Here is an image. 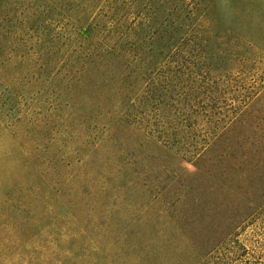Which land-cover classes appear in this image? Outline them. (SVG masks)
Here are the masks:
<instances>
[{
	"label": "rangeland",
	"instance_id": "rangeland-1",
	"mask_svg": "<svg viewBox=\"0 0 264 264\" xmlns=\"http://www.w3.org/2000/svg\"><path fill=\"white\" fill-rule=\"evenodd\" d=\"M213 1L223 27L253 46L247 70L262 88L194 160L159 154L149 141L139 156L145 121L126 134L129 154L120 158L105 129L79 126L90 119L65 107L69 99L51 109L48 91L35 92L22 76L13 81L12 68L0 66V264H194L202 257L264 264V0ZM103 3L82 29L93 26ZM123 161L129 167L120 176H106ZM132 164L148 175L146 190L130 182ZM95 168L106 178L97 179ZM161 210L207 217L171 222L156 217ZM253 211L261 213L255 226L235 232L229 229L241 220L225 228L209 220ZM225 233L233 234L222 241Z\"/></svg>",
	"mask_w": 264,
	"mask_h": 264
},
{
	"label": "trees",
	"instance_id": "trees-1",
	"mask_svg": "<svg viewBox=\"0 0 264 264\" xmlns=\"http://www.w3.org/2000/svg\"><path fill=\"white\" fill-rule=\"evenodd\" d=\"M129 1L109 5L107 0H0V66L12 68L13 81L22 76L35 92L48 91L54 99L51 109L69 99L65 107L90 119L89 124L79 121V126L105 129L110 148L120 158L129 154L126 134L139 132L138 125L145 121L149 132L139 136V156L149 141L159 154L194 160L260 92L262 86L253 81L246 65L253 46L223 27L214 15L213 0ZM101 3L102 14L93 18L92 27L82 29ZM125 163L106 176H120L121 168L129 167ZM130 171L135 173V167ZM94 172L97 179L106 178L97 168ZM144 177L148 175L143 171L136 172L135 182H130L146 190ZM260 214L253 211L244 219L242 214H217L209 220L224 228L230 220H241L229 229L235 232L242 224L253 226ZM155 215L171 222L207 217L166 210ZM142 219L136 217L128 229ZM231 234L225 233L222 241ZM202 258L194 264L230 261Z\"/></svg>",
	"mask_w": 264,
	"mask_h": 264
}]
</instances>
